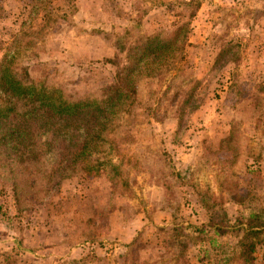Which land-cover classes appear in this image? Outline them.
I'll use <instances>...</instances> for the list:
<instances>
[{
    "label": "rangeland",
    "instance_id": "obj_1",
    "mask_svg": "<svg viewBox=\"0 0 264 264\" xmlns=\"http://www.w3.org/2000/svg\"><path fill=\"white\" fill-rule=\"evenodd\" d=\"M34 1L0 0V59L20 48L28 79L70 101L101 98L148 36L183 26L187 43L170 75L137 83L99 175L32 182L0 146V264H248L238 223L264 221V0H52L50 18ZM251 242L264 264V235Z\"/></svg>",
    "mask_w": 264,
    "mask_h": 264
},
{
    "label": "trees",
    "instance_id": "obj_2",
    "mask_svg": "<svg viewBox=\"0 0 264 264\" xmlns=\"http://www.w3.org/2000/svg\"><path fill=\"white\" fill-rule=\"evenodd\" d=\"M51 1L35 0L32 11L38 13L42 9L50 18L52 12L46 7ZM165 33L148 36L129 48L126 63L115 73V82L104 88L102 97L94 101H70L57 90L35 85L28 79L27 72L17 67L20 48H7L0 59V93L4 97L0 102V146L9 151L18 172L34 178L32 182L38 180L35 175H43L47 185L57 187L62 180L78 172L85 176L102 173L106 169L103 157L114 148L107 135L134 105L137 83L141 79L170 75L182 58L184 48L176 47L183 36V26L169 35ZM184 37L185 45L186 32ZM59 148L62 154L55 164L46 167L47 151ZM110 165L116 170L115 165ZM15 191L16 194L19 191L18 184ZM202 203L209 212L214 235H225L221 225L215 222V206L203 199ZM240 222H243L238 223L243 233L240 256L246 263L253 264L251 239L264 235V221L249 215Z\"/></svg>",
    "mask_w": 264,
    "mask_h": 264
}]
</instances>
